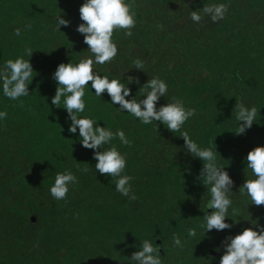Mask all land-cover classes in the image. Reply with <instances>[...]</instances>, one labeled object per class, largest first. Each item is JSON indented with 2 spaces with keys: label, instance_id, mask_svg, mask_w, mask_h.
<instances>
[{
  "label": "trees",
  "instance_id": "1",
  "mask_svg": "<svg viewBox=\"0 0 264 264\" xmlns=\"http://www.w3.org/2000/svg\"><path fill=\"white\" fill-rule=\"evenodd\" d=\"M84 2L0 0V66L23 56L36 72L29 96L12 101L0 92V111L7 112L0 121V264H129L145 239L160 246L163 264H220L230 236L264 226V205H250L239 193L254 179L246 169L247 154L264 146V0H128L137 26L131 36L114 33L119 54L99 66L110 79L126 82L131 76L141 86L152 77L165 79L168 99L196 110L182 131L203 148L215 146L218 163L235 182V214L230 208L227 218L234 226L205 237L200 225L205 211L213 210L207 209L210 196L199 179L203 162L186 151L180 132L163 124L158 129L155 122L143 125L109 104L107 92L103 100L86 89L82 115L125 131L130 140L127 146L113 141L127 155L126 174L137 196L130 200L115 191L111 177L95 173L93 150L82 146L78 132L69 133L67 110L52 104L57 67L92 55L76 31ZM216 3L229 5L224 20L191 21V10ZM58 15L71 21L62 32L56 31ZM16 28L22 29L19 37ZM25 48L32 57L23 54ZM136 59L145 72L135 69ZM129 86L133 96L140 90L135 82ZM237 99L258 110L252 127L240 135ZM167 102L162 97L158 107ZM66 171L79 183L66 201H56L49 189L56 174ZM189 227L197 236L185 243ZM175 237L183 247L174 245Z\"/></svg>",
  "mask_w": 264,
  "mask_h": 264
},
{
  "label": "clouds",
  "instance_id": "2",
  "mask_svg": "<svg viewBox=\"0 0 264 264\" xmlns=\"http://www.w3.org/2000/svg\"><path fill=\"white\" fill-rule=\"evenodd\" d=\"M79 12L83 23L76 31L84 36V43L89 46L88 51L92 55L78 63H61L57 67L52 76L57 84L52 104L67 110V118L70 121L69 133L78 132L82 146L93 150V159L97 161L94 166L95 173L111 177L115 191L122 196L130 200L137 199L132 184L133 177L126 174L127 155L113 144V141L118 139L122 146H127L130 140L125 131H113L107 125L101 126L100 121L92 118L90 114L82 115L87 109L85 100L87 88L101 99L107 92L111 98V102L107 103L115 107L119 105L116 107L119 112L135 117L143 125L155 122L158 129L159 125L163 124L172 133L180 132V137L185 140L186 151L203 162L199 179L210 196L207 209L213 210L210 214L205 211L203 216L205 223L200 225L204 229L203 236L212 230L231 229L234 225L228 223L227 218H230V208L232 215L235 214L231 198L235 182L225 167L218 163V151L215 146L203 148L190 137L188 131H182L186 122L196 115V110L186 107L180 99L169 100V85L160 77H152L141 86L139 78L129 76L125 82L124 79H110L108 75L101 74L99 66L111 64L119 54L114 33L124 31L127 36H131L132 30L137 26V13L133 10L132 4L128 0H85ZM228 12L229 5L226 3L205 4L202 9L191 10L190 19L193 23L199 24L204 16H207L216 23L224 20ZM55 20L56 31H61V26L71 24V21L62 18V15L55 17ZM30 28L31 25H25V29ZM15 35L21 36L22 29L16 28ZM23 54L32 57L33 51L31 48H25ZM30 60H25L21 56L15 60L9 59L0 66V92L3 97L17 101L31 94L29 86L33 83L35 71ZM134 64L135 69L145 72L142 60L136 59ZM133 82L140 86L135 96L132 95L129 86ZM162 97L168 102L158 107ZM61 102L63 107L60 106ZM257 111L256 107H246L237 99L234 109L238 123V130L235 132L237 135L245 134L246 130L252 127ZM6 118L7 112L0 111V121ZM246 162V169L251 171L254 179H247L240 187L239 193L250 198V205H264V146L251 150L247 154ZM83 171L87 172L88 169ZM78 183L79 178L72 171L57 173L49 189L50 195L56 201H66L71 189ZM252 224L257 225V221L253 220ZM257 227L258 230L245 228L240 234L230 236L225 242L226 251L220 264H264V226ZM196 236V230L189 227L185 243ZM173 243L175 246L183 247L179 237H175ZM139 248L140 250L130 258L129 264H163L160 246L157 244L154 246L150 240L145 239L141 241Z\"/></svg>",
  "mask_w": 264,
  "mask_h": 264
}]
</instances>
